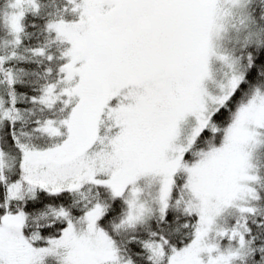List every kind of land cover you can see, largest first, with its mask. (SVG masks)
<instances>
[{
  "label": "snow or ice",
  "instance_id": "obj_1",
  "mask_svg": "<svg viewBox=\"0 0 264 264\" xmlns=\"http://www.w3.org/2000/svg\"><path fill=\"white\" fill-rule=\"evenodd\" d=\"M0 33V264H264V0H0Z\"/></svg>",
  "mask_w": 264,
  "mask_h": 264
},
{
  "label": "trees",
  "instance_id": "obj_2",
  "mask_svg": "<svg viewBox=\"0 0 264 264\" xmlns=\"http://www.w3.org/2000/svg\"><path fill=\"white\" fill-rule=\"evenodd\" d=\"M7 39H9V37H7L6 34H4V33H0V52L3 51V49H4V42H5V40H7ZM21 67H24V68H26V69H28V70H31V69H33L35 66H34V65H31V66H29V65H21Z\"/></svg>",
  "mask_w": 264,
  "mask_h": 264
}]
</instances>
